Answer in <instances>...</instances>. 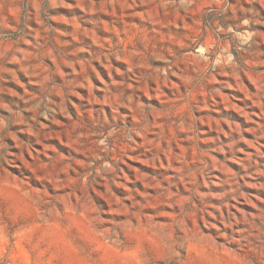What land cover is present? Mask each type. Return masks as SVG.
Instances as JSON below:
<instances>
[{"label":"rangeland","instance_id":"obj_1","mask_svg":"<svg viewBox=\"0 0 264 264\" xmlns=\"http://www.w3.org/2000/svg\"><path fill=\"white\" fill-rule=\"evenodd\" d=\"M0 264H264V0H0Z\"/></svg>","mask_w":264,"mask_h":264}]
</instances>
